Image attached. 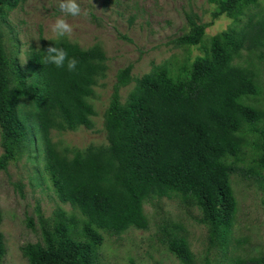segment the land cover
I'll use <instances>...</instances> for the list:
<instances>
[{
  "label": "trees",
  "instance_id": "obj_1",
  "mask_svg": "<svg viewBox=\"0 0 264 264\" xmlns=\"http://www.w3.org/2000/svg\"><path fill=\"white\" fill-rule=\"evenodd\" d=\"M206 1L212 18L225 15L234 24L206 37L209 22L199 23L196 15L186 13L188 30L173 42L188 52L199 45L202 53L190 61L154 65L140 76L132 75L131 64L119 68L103 111L106 142L84 147H59L51 131L93 127L96 110L89 97L106 75L104 50L97 43L83 48L67 37H40L23 68L0 31V171L23 160L70 208L44 216L36 207L40 239L20 246L27 264H96L103 234L146 229L144 203L162 197L196 206L209 242L224 256L230 246L236 249L240 241L232 233L237 200L231 174L245 173L239 164L251 135L255 162L264 168V125L259 126L264 115L245 101L260 93L255 69L233 61L243 49L261 58L264 5L257 6L258 0ZM21 2L0 0L1 14ZM254 7L259 9L254 12ZM49 46L75 58L76 70L43 64ZM131 82L122 101L120 88ZM245 170L257 174L262 184L257 170ZM14 184L21 193L22 185ZM25 220L36 230L32 216ZM164 243L181 263L194 264L184 237L173 233ZM5 253L0 231V264ZM227 262L264 264V253L236 254Z\"/></svg>",
  "mask_w": 264,
  "mask_h": 264
},
{
  "label": "rangeland",
  "instance_id": "obj_2",
  "mask_svg": "<svg viewBox=\"0 0 264 264\" xmlns=\"http://www.w3.org/2000/svg\"><path fill=\"white\" fill-rule=\"evenodd\" d=\"M60 0H22L11 10H0V31L6 49L15 55L23 68L29 63L33 49L40 46V37L56 38L50 26L57 17L63 16L73 32L66 36L70 41L85 48L99 44L107 57L106 75L93 87L89 97L96 115L92 116L93 127H79L74 131H51L52 140L59 147H84L88 144L105 143L103 111L106 108L115 74L119 68L131 64L133 76L148 72L152 66L164 62L178 63L186 57L189 61L202 51L199 45L178 47L174 39L188 30L186 13L196 15L199 23L209 22L205 36L209 37L231 26L232 19L225 15L212 18V6L206 0H77L88 16H66L59 10ZM264 0H258L257 6ZM259 8H252L256 11ZM3 16V17H2ZM246 19L240 20L244 22ZM211 21V24H210ZM124 36V37H123ZM234 63L248 65L257 73L260 93L249 96L246 103L258 108L264 115V48L261 58L254 52L243 49ZM132 82L120 88L123 101ZM264 125V116L259 126ZM253 135L244 148L242 165L253 168L263 175L262 184L258 175L235 171L231 174L232 187L237 200V213L232 227L233 237L240 242L236 249L231 246L223 255L216 244H211L206 227L199 222L200 211L179 198L153 199L144 203L148 227L128 228L119 235L104 233L103 242L97 250L96 264H183L165 246L170 234L184 237L194 255V264H229L227 258L239 254L243 258L264 253V168L259 169L251 143ZM2 148L0 146V154ZM32 165L23 160L0 171V231L4 235L6 253L2 264H27L20 246L40 239L36 218L38 206L44 216L52 215L58 208L70 210L61 203L52 190L50 182L36 178ZM22 185L21 193L14 183ZM32 216L36 230L26 225L25 218ZM163 228H166L164 232ZM235 243V242H234Z\"/></svg>",
  "mask_w": 264,
  "mask_h": 264
},
{
  "label": "clouds",
  "instance_id": "obj_3",
  "mask_svg": "<svg viewBox=\"0 0 264 264\" xmlns=\"http://www.w3.org/2000/svg\"><path fill=\"white\" fill-rule=\"evenodd\" d=\"M58 7L60 12L66 16H88L87 11L81 9L77 0H60ZM50 30L57 38L70 36L73 32L72 26L63 16L55 19L54 23L50 26ZM45 53L46 56L42 62L43 64H52L57 68H64L66 66L68 71L76 70L78 61L75 58H69L68 53L63 48L49 46Z\"/></svg>",
  "mask_w": 264,
  "mask_h": 264
}]
</instances>
